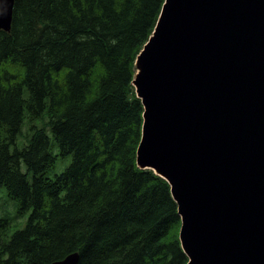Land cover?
<instances>
[{"label":"trees","instance_id":"trees-1","mask_svg":"<svg viewBox=\"0 0 264 264\" xmlns=\"http://www.w3.org/2000/svg\"><path fill=\"white\" fill-rule=\"evenodd\" d=\"M164 1L15 0L0 29V185L30 214L0 264H187L169 183L136 164L135 61ZM27 114L47 115L58 154L43 129L18 147ZM58 156L71 162L50 177Z\"/></svg>","mask_w":264,"mask_h":264},{"label":"water","instance_id":"water-1","mask_svg":"<svg viewBox=\"0 0 264 264\" xmlns=\"http://www.w3.org/2000/svg\"><path fill=\"white\" fill-rule=\"evenodd\" d=\"M135 64L137 166L169 183L187 264H264V0H165Z\"/></svg>","mask_w":264,"mask_h":264},{"label":"rangeland","instance_id":"rangeland-1","mask_svg":"<svg viewBox=\"0 0 264 264\" xmlns=\"http://www.w3.org/2000/svg\"><path fill=\"white\" fill-rule=\"evenodd\" d=\"M2 12L6 13V10H3ZM6 18L7 17H5L4 20ZM4 20H3V22H4ZM42 61L44 62L45 66H49L50 64H52L49 61H45L44 58H42ZM154 63H157L156 66L153 65ZM13 66H14V63H13ZM147 66H148L147 67L148 68L147 75L145 77H143L144 78L143 83L145 85H149L151 87V85L153 84V79H154V77L157 73V69H158V67H157L158 66V58L149 62ZM8 68L10 70L12 68V66L8 67ZM11 71L14 72L13 68ZM139 71H140V69L137 66L135 77L137 76V72H139ZM32 126H35L34 130L31 129ZM41 129L45 130L48 133V135L51 137V140L53 143L54 154H58V147L54 143V139H53V136H52V133L50 130V126L48 124L47 115H44L40 119H37V118L31 119L28 116V114L26 115L25 121H24L22 128H21V133L17 138V145L19 146V148H23L24 146H26L28 144L31 135L34 133L35 130H41ZM145 151H146V145L143 146V152H145ZM146 153H148V152L146 151ZM57 160L58 161L56 162L55 170L49 173L50 177H54V174H56V173L59 174L60 172H62L64 170V168L70 163V158L63 159V158L58 156ZM16 209H17L16 204L14 203V201H12L8 197L6 187L0 186V218H6L7 223H8V227H7V230L5 231V234L4 235L0 234V240L1 241L7 242L11 238V236L14 232H16L18 229H22L26 224V220L29 216L30 211L25 215L19 216L16 213ZM253 231L255 233V229H253Z\"/></svg>","mask_w":264,"mask_h":264},{"label":"bare ground","instance_id":"bare-ground-1","mask_svg":"<svg viewBox=\"0 0 264 264\" xmlns=\"http://www.w3.org/2000/svg\"><path fill=\"white\" fill-rule=\"evenodd\" d=\"M1 1H2V0H0V3H1ZM0 6H1V5H0ZM151 89H153V88H152V87H149V88H148V94H149V96H150V94H151V92H152ZM145 157H146V155H145ZM143 158H144V157H143ZM146 158H147V157H146ZM62 259H63V258H62Z\"/></svg>","mask_w":264,"mask_h":264}]
</instances>
